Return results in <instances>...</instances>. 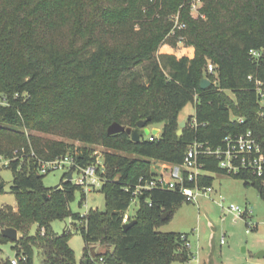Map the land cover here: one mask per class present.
Masks as SVG:
<instances>
[{
  "label": "trees",
  "instance_id": "obj_1",
  "mask_svg": "<svg viewBox=\"0 0 264 264\" xmlns=\"http://www.w3.org/2000/svg\"><path fill=\"white\" fill-rule=\"evenodd\" d=\"M124 1L63 0L76 24L71 43L63 48L46 28L57 0H0V157L12 159V190L18 195L17 210L11 206L0 209V229H18L14 249L19 264H35L36 249L43 264H96L101 257L105 264L186 263L193 255L183 238L186 233L157 231L186 201L178 190L144 191L134 218L137 222L127 230L123 227L135 186L158 175L152 160L182 164L194 141L218 146L227 134L247 130L254 133L264 153V0H206V19L199 20L191 18L185 7L187 42L196 49L193 57L159 53L172 27L163 18L177 11L183 0H158L150 6L149 15L162 5V15L148 22L137 44H106L100 36L101 15L107 16L102 10L105 3H114L112 14L119 13L117 17L125 23L138 7H115ZM252 50L261 55L254 56ZM208 60L215 64L216 75L208 74ZM145 63L146 79L133 76L135 68ZM125 75H132L128 82ZM204 77L212 81L206 88L201 87ZM257 80L263 82L261 91ZM74 102L79 105L71 108ZM190 102L196 113L179 135L180 113ZM53 117L61 127L68 117L79 119L66 126L65 133L125 152L105 154L104 210L74 213L71 202L76 190L83 189L67 179L68 174L59 188L44 185V174H39L31 152L51 159L68 153L66 144L12 129H42ZM141 119H147L150 126L162 125L161 134L154 139L142 134L136 142L126 132L107 133L114 121L136 127ZM15 133L21 135L17 140L11 139ZM22 147L27 154H21ZM76 155L82 165L96 160L87 148ZM200 162L207 171L245 179L264 200V174L251 170L229 174L214 156L201 157ZM213 180L210 175L200 177L207 185ZM167 211L171 215L164 220L162 214ZM66 217L82 223L85 248L80 261L69 244L70 229L58 234L51 226L52 221ZM34 223L39 225L38 232L29 235ZM9 240L0 232V241ZM0 264L12 263L9 258Z\"/></svg>",
  "mask_w": 264,
  "mask_h": 264
},
{
  "label": "rangeland",
  "instance_id": "obj_2",
  "mask_svg": "<svg viewBox=\"0 0 264 264\" xmlns=\"http://www.w3.org/2000/svg\"><path fill=\"white\" fill-rule=\"evenodd\" d=\"M54 1V0H53ZM54 12L48 16L47 31L54 38V41L61 47H67L76 32V24L71 12H66L68 7L62 3L63 0H57ZM73 1V0H64ZM161 2V0H159ZM193 0H183L177 11H173L164 16L163 20L169 21L172 24L171 29L163 40L159 53L175 54L178 57L188 55L193 57L196 49L193 44L187 42V22L183 19L184 8L186 7L191 18L199 20L206 19V14L203 12L206 0H201L196 10L191 9ZM114 3L106 4L102 10L107 16L101 15V21L104 23L100 30V36L108 45L116 43L131 45L137 44L140 35L144 32L145 27H148V22H151L155 17H160L162 14L159 9L155 13L150 14L149 7L156 6L158 0H126L122 5H115L123 10L128 6L138 7L127 22L122 23L117 15H113ZM64 12V13H63ZM111 12V15H109ZM106 18V20H105ZM161 18V19H162ZM185 24V26H181ZM140 34V35H139ZM87 35L82 37L84 41ZM211 60H208L210 63ZM208 66V65H207ZM208 68V67H207ZM148 71V63L135 68L133 76L138 79L145 80ZM132 76V75H129ZM125 75L124 80L129 81L131 77ZM70 105V104H69ZM79 103L74 102L70 107H77ZM196 113L195 104L190 102L180 113L182 119L188 120ZM75 118V117H74ZM50 119L42 129H32L29 127H12L17 132H24L26 135L33 134L42 137L51 142H61L66 144L67 152L79 154L87 148L92 156H102L105 158L106 153L125 154L124 151L117 150L106 146L103 143L95 144L80 140L78 137L71 136L65 133L66 126L74 125L78 122L73 117H68L66 124L59 126L57 122ZM58 125V126H57ZM152 127V126H150ZM161 129L162 125L157 126ZM144 136H148L142 131ZM21 135L13 134L12 138H20ZM19 149L15 151L18 153ZM26 148L22 147L21 154L26 153ZM8 159L4 156L0 157V185L4 190L0 192V209L7 206L18 208L17 192L12 190L14 181V171L11 166L5 165L4 161ZM153 169L158 174L165 172L170 175V164L160 160H152ZM66 169H55L43 177L44 185L48 188H54L57 184H62L65 181ZM214 178L213 191L208 195L199 197V202L183 201L182 204L175 210L170 219L164 222L157 231L162 233L175 232L186 233L191 245L193 253L192 258L188 262L180 260L173 264H264V258L258 259L255 255L264 250V200L260 197L257 189L242 178H236L231 175L219 172H205ZM77 177V173L74 176ZM75 180H73L74 182ZM102 184L97 185L95 189H90L84 192L77 189L75 199L71 202V209L74 213L82 215L89 212L91 209L104 210L106 207L105 194L101 191ZM84 199L83 205L80 201ZM238 205L242 208L243 214L237 216L236 213L229 211L228 208L232 205ZM140 202L136 198L132 200L127 213L134 219L137 215ZM53 230L62 234L65 229H70L72 232L69 239V244L76 253L78 261L84 256L85 241L82 236L80 221L74 220L73 217L57 219L51 222ZM39 225L32 224L29 230V235H35L38 232ZM1 232V229H0ZM224 237L225 242L221 243ZM106 250V248L104 249ZM16 257L14 249V241H0V262L6 259ZM213 261V262H212ZM35 264H43L39 250L35 252Z\"/></svg>",
  "mask_w": 264,
  "mask_h": 264
},
{
  "label": "built area",
  "instance_id": "obj_3",
  "mask_svg": "<svg viewBox=\"0 0 264 264\" xmlns=\"http://www.w3.org/2000/svg\"><path fill=\"white\" fill-rule=\"evenodd\" d=\"M200 1L193 0L191 9L196 10ZM183 25L185 26V24L181 26ZM251 53L256 57L261 55V52L257 50H252ZM207 72L216 75L214 63L210 62L208 64ZM256 84L258 90L261 91L263 82L257 80ZM239 122H244V119L240 118ZM148 136L150 139H154V136L158 135L150 134ZM31 155L36 159L39 174L45 175L55 169H66L68 175L72 173L71 181L75 180L73 183L80 186L85 192L95 189L97 185L104 182L103 173L106 172V164L105 158L102 156H96L94 162L82 165L78 161L77 155L72 153H66L51 159L40 157L34 151L31 152ZM204 156L216 157L219 161V167L229 174L239 173L241 170H251L254 174L260 176L264 174V153L254 133L251 130L237 134L229 133L218 146L200 141L191 143L182 164H170V175L162 172L154 179L137 184L133 190L132 200L136 198L139 200V196L146 190L159 188L178 190L184 195L186 201L199 202V197L206 196L213 191L212 185L200 181V177L207 175L205 172H210L205 170L204 164L200 162V158ZM11 161L12 159H6L4 163L10 165ZM76 173L77 177L75 178ZM126 189L129 190L130 186H127ZM228 210L236 213L237 216L243 214L242 208L235 204H232ZM129 219L130 216L126 211L123 222H129ZM183 238L186 246L191 249L188 236L183 234ZM224 242L223 237L221 243ZM10 260L12 264H19L20 257L16 255ZM96 264H105L104 257H101Z\"/></svg>",
  "mask_w": 264,
  "mask_h": 264
},
{
  "label": "water",
  "instance_id": "obj_4",
  "mask_svg": "<svg viewBox=\"0 0 264 264\" xmlns=\"http://www.w3.org/2000/svg\"><path fill=\"white\" fill-rule=\"evenodd\" d=\"M212 84V81L210 78L208 77H204L201 80V87L202 88H206L209 85ZM188 120H181L179 123V130H178V134L182 135L183 133V129L186 127ZM141 130H143L146 134L150 135H159L161 129L158 127H150V125H148V120L147 119H141L138 121L137 126L136 127H132V126H126L118 121H114L113 123H111L108 128H107V133L109 135H114V134H118L121 132H126L127 134H129L131 136V139L139 142L142 139V133ZM68 179L71 180L72 179V173H70L68 175ZM60 184H57L55 186V188H59ZM171 215V211H167L164 212L162 214V218L165 220L167 219L169 216ZM137 222V219H133L129 222L124 223L123 227L125 230H127L128 228L132 227L135 223ZM1 234L6 236L7 238H9L12 241H16L17 239H19V231L17 228L15 227H5L3 229H1ZM93 256H96V250H93ZM256 258L261 259L264 258V250H260L256 255Z\"/></svg>",
  "mask_w": 264,
  "mask_h": 264
},
{
  "label": "crops",
  "instance_id": "obj_5",
  "mask_svg": "<svg viewBox=\"0 0 264 264\" xmlns=\"http://www.w3.org/2000/svg\"><path fill=\"white\" fill-rule=\"evenodd\" d=\"M180 119L183 120L181 117H180ZM152 127H157V126H152ZM212 262H213V261H212ZM211 264H213V263H211Z\"/></svg>",
  "mask_w": 264,
  "mask_h": 264
}]
</instances>
